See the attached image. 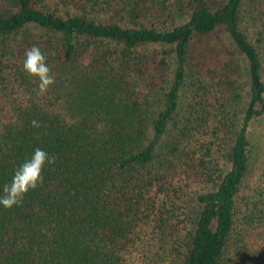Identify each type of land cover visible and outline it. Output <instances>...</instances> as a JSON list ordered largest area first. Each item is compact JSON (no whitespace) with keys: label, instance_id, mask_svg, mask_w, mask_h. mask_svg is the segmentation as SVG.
<instances>
[{"label":"trees","instance_id":"trees-1","mask_svg":"<svg viewBox=\"0 0 264 264\" xmlns=\"http://www.w3.org/2000/svg\"><path fill=\"white\" fill-rule=\"evenodd\" d=\"M37 147L0 264H264V0H0V191Z\"/></svg>","mask_w":264,"mask_h":264},{"label":"clouds","instance_id":"clouds-1","mask_svg":"<svg viewBox=\"0 0 264 264\" xmlns=\"http://www.w3.org/2000/svg\"><path fill=\"white\" fill-rule=\"evenodd\" d=\"M22 68L27 75L38 80L37 94L39 96L46 95L50 87L56 83L51 67L47 64V57L38 46L33 45L25 50ZM30 126L40 128L41 123L33 119L30 121ZM55 163L54 155L39 147L35 148L31 156L13 170L11 181L2 186L0 206L6 210L20 206L30 191L43 186L45 166Z\"/></svg>","mask_w":264,"mask_h":264}]
</instances>
